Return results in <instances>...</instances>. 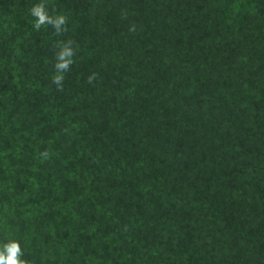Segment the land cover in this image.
Segmentation results:
<instances>
[{
	"label": "trees",
	"instance_id": "trees-1",
	"mask_svg": "<svg viewBox=\"0 0 264 264\" xmlns=\"http://www.w3.org/2000/svg\"><path fill=\"white\" fill-rule=\"evenodd\" d=\"M39 2L0 0V244L30 264H264V0H45L61 36L33 28Z\"/></svg>",
	"mask_w": 264,
	"mask_h": 264
},
{
	"label": "clouds",
	"instance_id": "clouds-1",
	"mask_svg": "<svg viewBox=\"0 0 264 264\" xmlns=\"http://www.w3.org/2000/svg\"><path fill=\"white\" fill-rule=\"evenodd\" d=\"M29 11L30 15L34 17L33 28L36 31H39L42 27L51 26L54 34L57 36H61L67 32L68 18L59 13L55 15L50 14L45 0H40L39 3L34 4ZM135 30L136 25H130L129 32L134 33ZM74 45L75 42L71 39L57 41L55 45L58 51L55 52V74L52 76V84L56 86L57 91H63L65 73L70 70L71 65L74 63L73 58L76 55L78 47ZM97 75L96 73L89 75L86 78L87 83L93 84L97 79ZM49 155L47 150L40 153V157L45 160L49 158ZM0 264H30V262L24 258V252L19 241L8 240L0 244Z\"/></svg>",
	"mask_w": 264,
	"mask_h": 264
}]
</instances>
